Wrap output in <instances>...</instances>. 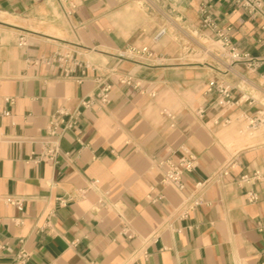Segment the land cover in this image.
Wrapping results in <instances>:
<instances>
[{
	"label": "crops",
	"instance_id": "1",
	"mask_svg": "<svg viewBox=\"0 0 264 264\" xmlns=\"http://www.w3.org/2000/svg\"><path fill=\"white\" fill-rule=\"evenodd\" d=\"M260 3L252 18L230 0H0V264L21 250L26 264H264V182L239 181L264 168ZM225 32L250 60L203 52ZM144 46L165 64L117 56ZM58 54L80 67L45 62ZM100 81L110 102L84 106ZM53 124L60 152L43 161ZM184 150L197 166L179 193L160 162ZM198 183L202 204L179 218Z\"/></svg>",
	"mask_w": 264,
	"mask_h": 264
},
{
	"label": "built area",
	"instance_id": "2",
	"mask_svg": "<svg viewBox=\"0 0 264 264\" xmlns=\"http://www.w3.org/2000/svg\"><path fill=\"white\" fill-rule=\"evenodd\" d=\"M231 2L239 5L241 8L245 10V12L252 18H255L259 11L261 10L260 0H230ZM205 22L206 25L215 28L216 24L209 19V16L206 17ZM165 35V30L160 31L155 40H160ZM221 44L220 46L208 42H203V52L206 54H225L229 59V64H237L244 61H248L251 58L248 54L241 53L235 46L231 44L230 36L228 32L219 34ZM19 45H26V37L21 36L19 39ZM216 52H213V51ZM117 56L124 60H130L136 63L146 64V65H163L165 64V60L158 57L153 50L149 47H129L125 50L118 52ZM46 63L58 64L65 71L66 75L71 73L73 69L72 66H79L80 64L76 62L69 54L61 55L58 54L52 59L45 60ZM78 82H81L80 80ZM119 83L127 86L132 92H141L142 88L138 82H134L132 78H121L119 79ZM216 90V92L222 97V99L226 102V104H231V94L229 90L219 84H216L215 81H211L209 83L208 92ZM110 93L111 86L105 84L104 82H99V88L94 97H90L88 100L83 102V105L86 107H90L92 104L99 103L101 105H106L110 102ZM154 96V94H151ZM263 121L259 119H251L250 127L256 128ZM50 136H57V139L51 141L46 146V150L42 157L43 161H55L57 155L60 152L59 148V136L60 134L57 132V125L53 124L49 130ZM183 155L175 156L170 155L160 162V165L163 169V174L161 178V184L164 187H172L179 193H184L186 189V184L184 181V176L186 173L192 172L197 166V158L189 153L187 150L183 151ZM224 175H228V171H223ZM241 183L244 184H255L264 182V168L257 169L250 174L243 175L240 180ZM205 183H198L194 190L190 192V194L185 195L184 201L179 209V218L185 219L189 216V214L194 211L198 206L202 204L203 194L205 190ZM248 201L253 203L258 200V195L249 190L247 192ZM162 196L153 197L151 194L148 196V200L152 203L158 202ZM7 204H11L16 206L19 210H22V201L18 200L14 197H7L5 199ZM131 238V235H128ZM30 256L25 250H21L13 259L11 264H26L29 260Z\"/></svg>",
	"mask_w": 264,
	"mask_h": 264
},
{
	"label": "rangeland",
	"instance_id": "3",
	"mask_svg": "<svg viewBox=\"0 0 264 264\" xmlns=\"http://www.w3.org/2000/svg\"><path fill=\"white\" fill-rule=\"evenodd\" d=\"M213 52H216L215 50Z\"/></svg>",
	"mask_w": 264,
	"mask_h": 264
}]
</instances>
